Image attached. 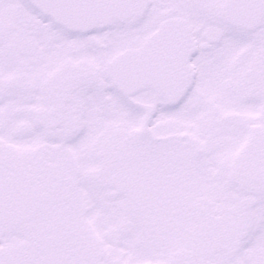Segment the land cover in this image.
Here are the masks:
<instances>
[{"label": "snow or ice", "instance_id": "snow-or-ice-1", "mask_svg": "<svg viewBox=\"0 0 264 264\" xmlns=\"http://www.w3.org/2000/svg\"><path fill=\"white\" fill-rule=\"evenodd\" d=\"M0 264H264V0H0Z\"/></svg>", "mask_w": 264, "mask_h": 264}]
</instances>
